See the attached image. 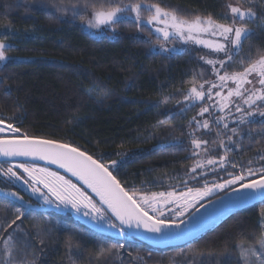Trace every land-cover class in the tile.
<instances>
[{
	"label": "snow or ice",
	"instance_id": "1",
	"mask_svg": "<svg viewBox=\"0 0 264 264\" xmlns=\"http://www.w3.org/2000/svg\"><path fill=\"white\" fill-rule=\"evenodd\" d=\"M41 7L48 10L49 18L79 20L95 34H115L121 26L130 25L140 34L134 39L154 50L158 47L159 55L195 54L210 67L192 71L183 82L189 86L181 88L183 106L161 113L164 119L158 121L168 125L196 110L188 121V143L183 146L188 159H195L183 176L176 175L181 186L168 185L171 190L148 193L126 187L119 178L125 161L32 135L22 131L21 119L0 116V177L6 178L0 181V203H8L15 212L14 218L0 224V264H43L44 237H50L52 230L33 233L23 224L25 215L36 211L46 214L54 208L57 214L75 219L74 231L65 242L69 248L73 237L79 245L88 235L97 241L101 253L123 250L117 253L123 261L145 242L151 243L149 255L161 246L188 244L205 229L257 206L255 228L240 230L225 250V258L214 264H264V131L253 136L251 130L257 124L264 129V48H249L242 55L252 36L249 25L264 14L256 0H225L220 15L184 13L158 0H45ZM14 36L11 28L0 31V63L4 65L17 59L8 55L14 45L5 42ZM172 99L176 97H166L154 107ZM246 141L250 147H245ZM176 146L158 144L155 150ZM247 151L257 155L239 163L235 156ZM41 161L65 174L41 166ZM18 183L30 191L29 201L10 190ZM134 264L145 262L140 258Z\"/></svg>",
	"mask_w": 264,
	"mask_h": 264
},
{
	"label": "trees",
	"instance_id": "2",
	"mask_svg": "<svg viewBox=\"0 0 264 264\" xmlns=\"http://www.w3.org/2000/svg\"><path fill=\"white\" fill-rule=\"evenodd\" d=\"M44 2L0 0V31L12 29L14 38L5 42L14 45L8 55L17 58L6 65L0 63V116L21 119L22 131L32 135L72 143L95 155L125 161L119 178L126 187L135 186L148 193L171 190L168 185L179 188L181 183L176 175L183 176L195 159H188L189 153L183 146L188 143V121L196 110L187 119L177 118L168 125L158 121L164 119L161 113L183 106L179 102L181 88L189 86L183 82L191 78L192 71L208 67L195 54L166 58L149 53L145 44L134 39L138 33L130 25L121 26L115 34L92 37L79 20L69 23L49 18L48 10L41 7ZM158 2L184 13L220 15L225 0ZM256 3L264 10L260 0ZM249 28L252 36L242 55L249 48H264V14ZM205 77L212 78L207 72ZM166 97L176 99L154 107ZM251 130L253 136L264 131L258 124ZM158 144L177 146L157 151ZM245 147H250L247 141ZM116 152L125 155L116 156ZM256 155L255 151H247L235 159L246 163ZM22 196L25 201L30 200V195ZM14 216L12 206L0 203V224ZM257 218L258 206L231 216L184 246L152 250L149 255L151 247L143 244L132 256L123 257V261L117 255L123 250L113 248L101 253L97 241L88 235L83 236L79 245L73 237L69 248L65 242L69 241V232L74 231L71 226L76 221L55 210L26 214L23 224L33 233L52 230L50 237H44L42 247L47 252L41 255L43 264H134L140 258L145 264H214L225 258V250L240 230L251 232L255 228ZM66 224L69 229H65ZM80 228L87 231L83 224Z\"/></svg>",
	"mask_w": 264,
	"mask_h": 264
},
{
	"label": "rangeland",
	"instance_id": "3",
	"mask_svg": "<svg viewBox=\"0 0 264 264\" xmlns=\"http://www.w3.org/2000/svg\"><path fill=\"white\" fill-rule=\"evenodd\" d=\"M83 28H84V30H85V32L87 33V34H89V35H91L92 37H95V38H101V37H104V36H107V35H103V34H95L94 33V31H90V30H88L86 27H84L83 26ZM138 35H140L139 33H138ZM144 38H146V37H142V39H144ZM178 46H180V45H178ZM145 47H146V50L149 52V53H151V54H156V55H159L158 54V52H159V49H158V47L154 50L153 48H151V47H149V46H147L146 44H145ZM202 52H204V54H210V55H214V54H211L210 53V50L209 49H202ZM202 62V61H201ZM203 63V62H202ZM205 65V64H204ZM205 66H207L208 68L210 67L209 65H205ZM54 171V170H53ZM199 171V170H198ZM6 178H4V177H0V181H3V180H5ZM0 186H2L3 187V184H0ZM13 188H17V189H21V191H23L24 193H26V194H28V195H31L30 194V191L27 189V187L26 186H24L23 184H17V185H15V186H10V189L12 190ZM34 201V200H33ZM45 209H47L48 208V206L47 205H42ZM51 210H55L54 208H52ZM56 211V210H55Z\"/></svg>",
	"mask_w": 264,
	"mask_h": 264
},
{
	"label": "water",
	"instance_id": "4",
	"mask_svg": "<svg viewBox=\"0 0 264 264\" xmlns=\"http://www.w3.org/2000/svg\"><path fill=\"white\" fill-rule=\"evenodd\" d=\"M3 161V158H0V162H2ZM41 166H47V167H50L52 170H54V171H59L61 174H65L64 172H63V170L62 169H57V167L55 166V165H45V163L44 162H38ZM74 179V178H73ZM21 195V194H20ZM241 211H243V210H241ZM241 211H239L238 213H240ZM235 215V214H234ZM233 216V215H232ZM230 218V217H229ZM228 219V218H227ZM226 219V220H227ZM226 220H224V221H226ZM223 221V222H224ZM222 222V223H223ZM222 223H220V224H218V225H216V226H211V227H209V228H207V229H205L203 232H201V233H199L191 242H193V241H196L197 239H199V238H201L203 235H205V234H207L208 232H210L211 230H213V229H215V228H217L218 226H220ZM145 235L146 236H150V235H152V234H150V233H145ZM190 242V243H191ZM144 244H146V245H148V246H150L151 247V243L150 242H145ZM184 245H186L184 242H177V244L176 245H174V246H171V247H165V246H161L159 249H161V250H164V249H170V248H176V247H181V246H184Z\"/></svg>",
	"mask_w": 264,
	"mask_h": 264
},
{
	"label": "flooded vegetation",
	"instance_id": "5",
	"mask_svg": "<svg viewBox=\"0 0 264 264\" xmlns=\"http://www.w3.org/2000/svg\"><path fill=\"white\" fill-rule=\"evenodd\" d=\"M12 191H19V193H20L21 195L26 194V193H24L23 191H21V189H17V188H13ZM26 195H27V194H26Z\"/></svg>",
	"mask_w": 264,
	"mask_h": 264
}]
</instances>
